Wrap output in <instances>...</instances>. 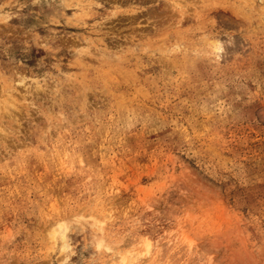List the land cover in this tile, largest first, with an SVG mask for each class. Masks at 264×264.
<instances>
[{
	"label": "rangeland",
	"instance_id": "1",
	"mask_svg": "<svg viewBox=\"0 0 264 264\" xmlns=\"http://www.w3.org/2000/svg\"><path fill=\"white\" fill-rule=\"evenodd\" d=\"M121 255L264 264V0H0V264Z\"/></svg>",
	"mask_w": 264,
	"mask_h": 264
},
{
	"label": "bare ground",
	"instance_id": "2",
	"mask_svg": "<svg viewBox=\"0 0 264 264\" xmlns=\"http://www.w3.org/2000/svg\"><path fill=\"white\" fill-rule=\"evenodd\" d=\"M61 236H63V235H61ZM149 244V243H148ZM146 246H148V245H146ZM136 257V256H135ZM127 256L126 255H121L120 256V261H119V263L120 264H127ZM131 263H134V261L133 260H131L130 261Z\"/></svg>",
	"mask_w": 264,
	"mask_h": 264
}]
</instances>
